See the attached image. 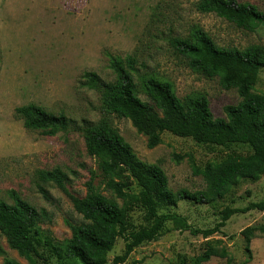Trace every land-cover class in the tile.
Wrapping results in <instances>:
<instances>
[{
    "label": "rangeland",
    "instance_id": "obj_1",
    "mask_svg": "<svg viewBox=\"0 0 264 264\" xmlns=\"http://www.w3.org/2000/svg\"><path fill=\"white\" fill-rule=\"evenodd\" d=\"M199 0H0V201L13 204V192L44 213L38 225L42 234L39 252L57 264L45 245L46 239L65 242L72 236L71 227L83 223L69 194L83 198L87 183L104 195L103 177L97 160L90 157L84 142L88 125L108 119L136 156L148 164L159 165L172 191L196 192L205 189L201 176L194 175L189 157L203 167L228 155L245 156L252 149L234 144L227 147L201 146L188 138L169 133L162 143L150 149L147 138L139 134L131 121L108 114L100 94L85 84L86 73H96L113 82V59L135 56V81L155 77L173 85L178 98L205 96L216 118L226 119L225 108L236 106L241 98L235 89H224L219 78L208 79L194 72L185 59L169 44V38L187 36L201 29L220 47L244 50L252 45L264 47V24L250 33L216 16L197 10ZM256 6L264 13V0H236ZM264 94V68L255 87ZM143 101L148 98L139 93ZM35 104L70 121L68 130L55 136L24 127L16 109ZM176 156L182 159L178 160ZM59 170L65 177L64 192L54 183L44 182L41 172ZM136 191L138 188L135 187ZM264 200V175L258 181L243 180L214 206L194 205L188 201L159 213H176L195 229L214 228L219 213L226 207L243 209ZM264 224V212L250 211L231 217L212 239L221 240L231 261L213 257L205 264H264V237L249 243L243 232ZM148 225L145 212L137 207L130 214L129 234ZM202 235L177 231L167 223L158 241L136 248L125 264H192L205 248ZM126 240L118 239L109 253V264L121 255ZM12 259L29 264L12 250L0 233V264Z\"/></svg>",
    "mask_w": 264,
    "mask_h": 264
},
{
    "label": "trees",
    "instance_id": "obj_2",
    "mask_svg": "<svg viewBox=\"0 0 264 264\" xmlns=\"http://www.w3.org/2000/svg\"><path fill=\"white\" fill-rule=\"evenodd\" d=\"M197 10L203 14H215L250 33L257 32L264 24V13L256 6L236 0H199ZM169 44L188 60L194 72L208 79L219 78L224 89L237 91L241 101L225 108L226 119L213 115L205 96L180 99L172 84L153 76L140 78L137 83L135 56L113 59V82L102 80L96 73H86L83 77L85 84L100 94L108 114L131 121L136 131L147 138L150 149L160 145L163 134L169 133L191 139L201 146L245 145L252 149V153L228 155L203 167L190 156L194 175L201 176L206 187L196 192L185 189L174 192L164 170L159 165L141 161L108 119L88 125L84 130L86 151L97 160L104 190L111 196L104 195L94 184V174L87 183L85 197L69 194L76 212L83 217V223L71 227L72 236L65 242L45 240L57 264H109L108 255L120 238L126 240L125 249L111 264H125L136 248L158 241L167 223H172L177 231L202 235L206 240L203 252L192 260V264H205L213 257L230 262V254L223 242L212 237L220 233L236 214L264 212V200L250 203L243 209L226 207L219 213L220 222L206 230L193 228L186 218L176 213H159L182 201L214 206L241 181H258L264 175V94L255 91L264 68V47L252 45L244 50L220 47L198 28L184 37H170ZM140 92L145 94L148 102L140 98ZM16 114L26 129L42 131L48 136L66 131L70 125L64 115H54L35 104L17 108ZM176 158L182 159L180 156ZM41 179L56 184L67 193L66 177L59 170L41 172ZM12 196V205L0 201V233L7 239L9 247L29 264H53L38 249L41 240L38 237L42 234L38 225L43 221L44 213L17 193L13 192ZM137 207L145 212L148 225L127 236L130 214ZM258 235L264 237V224L251 226L243 232L248 252L250 241ZM3 264L19 263L5 259ZM242 264H248V261Z\"/></svg>",
    "mask_w": 264,
    "mask_h": 264
}]
</instances>
